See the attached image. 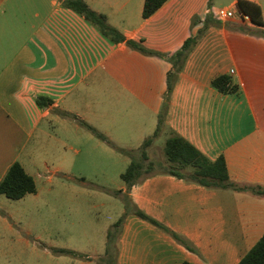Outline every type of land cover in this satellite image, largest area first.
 Masks as SVG:
<instances>
[{
  "label": "crops",
  "instance_id": "crops-1",
  "mask_svg": "<svg viewBox=\"0 0 264 264\" xmlns=\"http://www.w3.org/2000/svg\"><path fill=\"white\" fill-rule=\"evenodd\" d=\"M238 1L258 6L264 23V0H167L147 19L144 0H84L126 39L158 53L173 54L200 32L169 95L165 127L151 146L172 132L211 162L223 157L229 182L247 188H206L163 173L143 175L128 193L122 182L116 190L194 251L128 214L115 264H238L264 235V38L253 34L258 28L252 23L220 22L214 14ZM171 68L165 58L111 42L58 0H0V179L18 162L35 181L34 149L39 138L50 136L49 126L51 139L78 146L76 153L86 141L99 140L62 113L120 149H138L156 130ZM222 74L238 85L235 94L211 86ZM39 97L51 104L39 107ZM111 150L125 170L129 157ZM10 201L0 194V231L10 228ZM120 203L94 239L84 233L87 248L74 249L85 257L79 264L102 263L107 231L125 213Z\"/></svg>",
  "mask_w": 264,
  "mask_h": 264
},
{
  "label": "rangeland",
  "instance_id": "rangeland-1",
  "mask_svg": "<svg viewBox=\"0 0 264 264\" xmlns=\"http://www.w3.org/2000/svg\"><path fill=\"white\" fill-rule=\"evenodd\" d=\"M48 129L52 136L53 129ZM50 136L39 138L34 149L37 167L31 171L36 193L10 201L6 209L10 228L0 231V264H79L85 257L54 250L87 248L84 233L94 239L99 224L111 220L121 207L120 196L114 200L101 190L116 191L122 184L119 172L125 165L119 162V154L99 140L84 141L76 153L78 146L61 145ZM164 144L165 139L158 140L147 149L149 160L168 164Z\"/></svg>",
  "mask_w": 264,
  "mask_h": 264
},
{
  "label": "trees",
  "instance_id": "trees-1",
  "mask_svg": "<svg viewBox=\"0 0 264 264\" xmlns=\"http://www.w3.org/2000/svg\"><path fill=\"white\" fill-rule=\"evenodd\" d=\"M62 7L72 10L85 18L93 25H95L100 32L113 43H124L132 50L138 51L146 56H157L165 58L171 63V70L167 74V88L163 97V104L158 115L157 127L153 135L142 143L136 150H124L116 147L104 134L100 133L91 125L77 119L73 115L62 113L63 116L73 117L77 122L89 131L94 137L105 142L117 152L122 153L129 157L130 162L126 169L120 174V180L126 187L128 193L133 184L139 182L140 178L145 174L163 173L183 179L187 182L196 183L206 188H231L233 190H245L247 188L239 187L229 182L226 163L223 157L218 158L216 161L211 162L203 156L198 150L190 145L183 138L174 133L165 140L164 156L168 164L162 165L149 160L147 149L152 145L153 140L159 136L165 127V112L169 95L173 89L174 83L177 80L179 73L183 68L184 61L191 48L196 43L199 34L194 37L188 38L182 47L173 54H162L153 50L147 49L143 43L126 39L118 30L113 28L107 22L103 14L96 13L91 10L84 0H58ZM167 0H144L142 9V18L147 19L152 16ZM237 6L239 10L248 15L251 23L258 29L253 34L264 38V23L262 19L261 10L258 6L246 2L238 1ZM243 32H249L246 28L240 27ZM211 86L224 95L235 94L238 90V85L234 84L229 74H222L217 76L211 81ZM36 103L39 107H46L51 104L49 99L37 98ZM85 182L84 179H79ZM107 194L113 196H120L123 202L125 213L112 224L106 235L105 251L101 264H115L117 254V238L120 233L124 218L128 214H133L138 218L145 220L165 232L171 234L176 240L181 242L186 248L194 251V249L183 239L171 233L167 228L160 223L149 218L144 213L137 210L129 200L126 193H121L120 190H110L101 188ZM260 193V191H255ZM36 193V184L29 174H27L18 162L13 163L7 170L5 176L0 179V194L7 199L17 201L24 198L26 195ZM54 252L59 255H69L74 258H84V255L76 253L68 249H55ZM238 264H264V235L255 244V246L239 261Z\"/></svg>",
  "mask_w": 264,
  "mask_h": 264
},
{
  "label": "built area",
  "instance_id": "built-area-1",
  "mask_svg": "<svg viewBox=\"0 0 264 264\" xmlns=\"http://www.w3.org/2000/svg\"><path fill=\"white\" fill-rule=\"evenodd\" d=\"M215 17L220 22L237 21L242 25L251 23V19L248 15L242 13L237 4L233 6L218 8L215 12ZM233 74V71H230Z\"/></svg>",
  "mask_w": 264,
  "mask_h": 264
}]
</instances>
